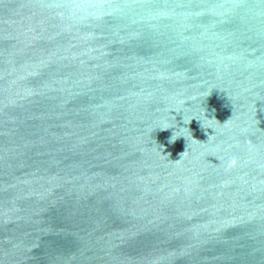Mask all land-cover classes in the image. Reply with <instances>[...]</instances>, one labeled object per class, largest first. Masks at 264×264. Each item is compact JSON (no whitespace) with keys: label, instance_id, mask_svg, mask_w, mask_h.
<instances>
[{"label":"water","instance_id":"obj_1","mask_svg":"<svg viewBox=\"0 0 264 264\" xmlns=\"http://www.w3.org/2000/svg\"><path fill=\"white\" fill-rule=\"evenodd\" d=\"M0 264H264V0H0Z\"/></svg>","mask_w":264,"mask_h":264},{"label":"clouds","instance_id":"obj_2","mask_svg":"<svg viewBox=\"0 0 264 264\" xmlns=\"http://www.w3.org/2000/svg\"><path fill=\"white\" fill-rule=\"evenodd\" d=\"M191 122V120L187 121V124H189ZM203 127V126H202ZM160 130H167L169 129V127H161L159 128ZM178 137L175 135V133H173V135L171 136L169 142L172 143V142H175V140L177 139ZM198 141V140H197ZM182 155V154H181Z\"/></svg>","mask_w":264,"mask_h":264}]
</instances>
